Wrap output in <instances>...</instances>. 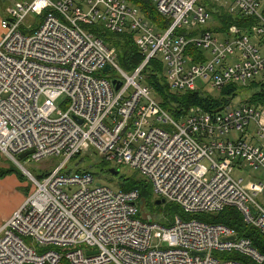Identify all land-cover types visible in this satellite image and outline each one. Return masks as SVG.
Listing matches in <instances>:
<instances>
[{
	"label": "built area",
	"instance_id": "obj_1",
	"mask_svg": "<svg viewBox=\"0 0 264 264\" xmlns=\"http://www.w3.org/2000/svg\"><path fill=\"white\" fill-rule=\"evenodd\" d=\"M147 1L159 19L134 0L15 1L2 14L0 154L22 168L29 151L22 159H63L42 178L24 168L35 191L0 226V264L264 263L249 237L198 217L236 207L264 235V106L193 105L175 117L143 76L156 58L179 92L264 82V0ZM217 11L252 23L222 28ZM105 30L131 34L143 55L131 73L100 35ZM108 65L121 76L102 75ZM114 79L122 80L119 90ZM61 97L65 110L56 105ZM90 151L146 174L154 193L187 217L168 226L144 220L138 190L95 184L86 169L65 171ZM244 163L257 170L249 181L239 175ZM27 237L54 247L39 251Z\"/></svg>",
	"mask_w": 264,
	"mask_h": 264
},
{
	"label": "trees",
	"instance_id": "obj_2",
	"mask_svg": "<svg viewBox=\"0 0 264 264\" xmlns=\"http://www.w3.org/2000/svg\"><path fill=\"white\" fill-rule=\"evenodd\" d=\"M139 1L148 16L151 17L153 15L155 18L159 19L157 12L149 1L134 0V2L137 4ZM217 10H219V8H217ZM220 13L221 12L217 11V17L221 19L222 25L224 26L222 28L229 27L233 23L243 26H248L247 24L252 23L251 19H238L237 17H233L228 13ZM244 22L247 24H243ZM93 28L95 30H99L98 25H95ZM100 35L105 38L110 43V45L116 48L118 57L125 68L129 69L136 67L143 60V55L134 43L131 34L113 33L105 30L102 31V34ZM143 76L145 83L149 85L151 89L155 90L156 95L158 96V99L162 105L175 117H179L180 115L186 113L189 107L193 105H199L208 111L216 110L226 104L232 103L233 99L244 91L250 93V96L247 99L250 103L264 106L263 81L254 80L248 86H240L236 83H229L218 92L217 96H214L208 92L205 93L200 90L179 92L172 90L165 76L164 65L159 59L156 58L152 59L148 63L143 71ZM84 169L87 170V168ZM11 172H18L17 167H12L6 170L0 168V177H3ZM43 176L45 175L38 174L39 178H42ZM122 190H138L140 193L139 206L142 207L141 204L143 202L146 204V206L150 205L151 186L148 181L138 179L136 175L124 177L122 182ZM198 217L208 222L222 223L234 228L240 237H249L253 241L254 246L264 254V235L261 234L256 228L247 225L244 222L242 213L236 207H226L216 213H202L198 215ZM223 254H225L226 257L242 259L244 261L250 262L247 257L240 255L238 252H225ZM60 264L70 263L68 260L63 259Z\"/></svg>",
	"mask_w": 264,
	"mask_h": 264
},
{
	"label": "rangeland",
	"instance_id": "obj_3",
	"mask_svg": "<svg viewBox=\"0 0 264 264\" xmlns=\"http://www.w3.org/2000/svg\"><path fill=\"white\" fill-rule=\"evenodd\" d=\"M15 1H25V0H0V8L4 9L6 8L7 4L14 3ZM221 2L224 3L225 5H229L231 0H222ZM36 18H37L36 15L29 17L28 22H32V21L34 22ZM211 22L212 21H209V24ZM0 29H1L0 35L2 37L3 30L1 28V24H0ZM118 61H119V64L123 68H125L122 65L119 57H118ZM134 68L135 67L129 68V69L125 68V69L131 73L134 70ZM102 75L108 78H115V77L121 76L120 72L116 68L109 69L108 71H102ZM144 82L142 81V83ZM199 83L200 81L198 82V84ZM210 93L214 96L218 95V91H215V90L210 91ZM151 95L155 99L159 100L154 89H151ZM249 96H250V93L244 91L240 93V95L234 99L232 104L234 105L239 104L241 101L247 100ZM41 103H43V97L41 98ZM56 105L58 106L59 109L65 110L67 107L65 97H61L59 100H57ZM234 134L235 133H231L229 137L233 138ZM62 159H63L62 156H50V157H46L38 161L36 160L31 161L28 159L19 158L20 163L23 165V168H22L20 165L16 164L13 160H10L6 158L5 156H3L2 154H0V168L1 169L6 170L12 167L13 168L17 167L18 169V172L8 173L5 176L0 177V179H3V178L7 179L8 176H11L14 174V177L17 180L22 182L20 188H14L13 190H11L9 187L8 189H4L2 187L3 190L0 191V218L4 216L5 214H7L9 211H11L15 202L19 201L20 198L23 197V195H26L28 197L32 191L33 192L35 191V186L31 182L29 176L26 174L25 169L33 173L34 175H38L39 173H43V172H50L57 165H59ZM113 163L114 162L107 161L104 159V157L98 154H95L93 151H90L86 153H81L77 157L73 158L70 161V163L67 165L65 171L73 172V171L87 168V170L93 173L95 177V184L101 183L103 185L109 186L110 188L116 191L122 190V182H123L124 177L136 175L138 179H143L149 182L146 174H144L143 172L137 169L131 168L127 165H118L117 168L120 169L119 175L112 174L109 171V169L111 168L112 165L115 164ZM205 163L208 164L207 161H205ZM256 173H257L256 169L250 167L247 163H244V171H241V174L239 175L244 177L246 181H249L250 179L249 176L252 174H256ZM150 186H151L150 205L146 206L144 202L141 204L142 207H140L139 217L143 218L144 220H149V216H151L153 219L156 218V220L159 221L163 226H167L173 223L176 220L177 216H180L181 218L187 217L186 215L185 216L183 215L181 207L176 203L166 201L161 204H156V201L162 198L158 197L154 193L151 183H150ZM15 191H17L18 193H15ZM259 198H263V197H259ZM25 241L29 245L36 247L37 250L39 251L54 247L52 245L42 247L38 243H36L31 237L25 238ZM152 243L157 244L159 243V241L158 239H153ZM160 246H166V243H160Z\"/></svg>",
	"mask_w": 264,
	"mask_h": 264
},
{
	"label": "crops",
	"instance_id": "obj_4",
	"mask_svg": "<svg viewBox=\"0 0 264 264\" xmlns=\"http://www.w3.org/2000/svg\"><path fill=\"white\" fill-rule=\"evenodd\" d=\"M2 2V1H1ZM9 4H7L8 6ZM6 6V8H7ZM6 8L4 9H1L0 8V21H1V18H2V14L5 12ZM0 33H1V29H0ZM1 37V35H0ZM21 181L17 180L15 177H14V174L11 175V176H8L7 179L6 178H3V179H0V191L4 189H8V187L13 190L14 188H20L21 186ZM3 187V188H2ZM15 193H18L17 191H15ZM27 196L26 195H23L22 198H20L19 201L15 202L14 206L12 207V210L9 211L7 214H5L4 216H2L0 218V226L7 220L10 218V216L13 214V212H15L26 200Z\"/></svg>",
	"mask_w": 264,
	"mask_h": 264
},
{
	"label": "water",
	"instance_id": "obj_5",
	"mask_svg": "<svg viewBox=\"0 0 264 264\" xmlns=\"http://www.w3.org/2000/svg\"><path fill=\"white\" fill-rule=\"evenodd\" d=\"M110 68H111L110 65L106 66L105 71H108ZM113 84L115 85V89H116V90H119V88H120L121 85H122V80H120V79H114V80H113ZM30 153H32V151H29V152L23 153V154L20 155V157H21V158H24V157H26V156H27L28 154H30ZM109 171H110L112 174H114V175H119V173H120V169H117V168H114V167H111V168L109 169ZM163 202H166V200H165V199H159V200L156 201V204H161V203H163ZM151 219H152V218L149 217V220H151Z\"/></svg>",
	"mask_w": 264,
	"mask_h": 264
}]
</instances>
